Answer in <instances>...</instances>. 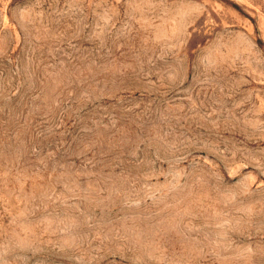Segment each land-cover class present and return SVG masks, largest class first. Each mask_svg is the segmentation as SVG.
Wrapping results in <instances>:
<instances>
[{
	"label": "rangeland",
	"instance_id": "374dc122",
	"mask_svg": "<svg viewBox=\"0 0 264 264\" xmlns=\"http://www.w3.org/2000/svg\"><path fill=\"white\" fill-rule=\"evenodd\" d=\"M0 264H264V0H0Z\"/></svg>",
	"mask_w": 264,
	"mask_h": 264
}]
</instances>
